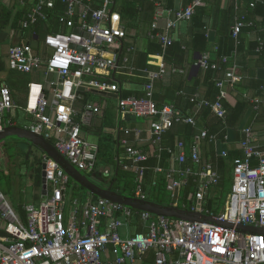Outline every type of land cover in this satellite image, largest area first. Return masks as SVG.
Here are the masks:
<instances>
[{
	"label": "built area",
	"instance_id": "obj_1",
	"mask_svg": "<svg viewBox=\"0 0 264 264\" xmlns=\"http://www.w3.org/2000/svg\"><path fill=\"white\" fill-rule=\"evenodd\" d=\"M57 1L64 6L56 14L58 21L69 28L70 33L47 34L42 40L44 53H37L27 42L13 44L8 49L9 69L31 73L43 68L46 73L55 75V80L50 82V98L44 94L41 83L28 84L23 110L32 116L33 122L26 129L52 140L71 165L96 176L98 150L83 137L82 126L91 123L100 109L91 102L84 104L81 111L74 107L75 101L81 98V89L115 93L119 112H131L149 121L153 144H158L176 122L196 126L193 117L182 116L172 106H156L154 83L161 76L164 64L158 70H143L147 82L141 97H123L117 83L91 76L99 70L106 71L107 77L118 69L137 70L127 57L121 65L119 62L116 65L125 32L120 25V15L112 10L115 0H100L101 6L97 9L91 6L92 0H20L29 4L22 26L26 28L36 20H45L47 10H52ZM202 1L192 0L188 6L175 10L167 18L164 31H158L153 22L148 36L156 38L165 50L173 42L169 31L179 21L190 19ZM256 1L252 0L250 7ZM244 24L245 17L236 19L231 27L234 39L239 37ZM132 50V47L127 48L128 52ZM95 51H108L110 57ZM221 61L225 62L226 58ZM197 65L203 69L217 68V63L210 62L206 55ZM217 86L219 94L210 107L218 118L224 119L226 110L222 101L227 92L223 81ZM15 107L8 86L0 85V130L5 125L3 114ZM196 129L189 148L183 141L176 142V153L166 148L171 155L165 172L170 205L210 215L220 222L264 227V148L252 144L251 129H244L242 156L233 159L232 185L219 214L210 212L205 202L210 188L219 183L220 175L213 163L201 164L198 146L202 139L213 142L216 138L206 129ZM122 145L136 175L133 197L147 199L143 188L146 167L141 164L147 160V154L125 140ZM188 160L191 165L187 164ZM41 165L45 186H51V192L37 206L25 205L24 215L16 211L0 191V264H141L149 251L153 253V264H264V236L242 234L234 227L156 216L91 194L86 202L73 199L66 216L64 190L69 177L47 155L42 156ZM155 171L162 172L163 168L156 167ZM102 175H107V171ZM188 180L192 183L190 190L182 197L180 191ZM133 220L139 221L142 231L122 237V230L130 227ZM108 250L112 259L105 257Z\"/></svg>",
	"mask_w": 264,
	"mask_h": 264
},
{
	"label": "crops",
	"instance_id": "obj_2",
	"mask_svg": "<svg viewBox=\"0 0 264 264\" xmlns=\"http://www.w3.org/2000/svg\"><path fill=\"white\" fill-rule=\"evenodd\" d=\"M3 1L4 6L11 9L12 13L16 11L17 8H20V6L26 5V3H21L20 0H16L17 2L14 0ZM191 1L192 0H154L155 13L152 17V23L156 22L158 31H164L167 24V18L175 10L188 6ZM249 2L250 0H203L200 5L195 7L194 13L190 19L179 21L176 26L169 31L172 40L180 50L179 59L172 57L174 64L179 67L178 69L173 68L168 62L165 63L162 54L150 53L147 56V63L149 65L157 69H159L160 65L164 64L165 66L161 76L154 84L153 98L155 102L161 106H172L179 113L185 114L186 116H191L193 118L196 116L195 127L198 129H206L209 133H212L215 136L216 140L213 142H209L207 139L199 141L198 146L201 164L206 162H219L221 157L225 158L226 156L222 155V152H226L228 155L225 159L228 164L226 173L229 176L230 188L233 179L232 160L236 157L242 156L241 142L245 138L244 129H251V142L253 145L264 148V91L262 90V86H264V37L260 35V38L262 39L258 40V42H263L262 53L256 52L255 49H253L255 41L259 38V33L264 35V30L262 29L260 32H255L253 30L244 32L240 36V41L239 37L234 39L235 44L233 48H231L230 39L232 36L231 27L236 19L242 16L245 17V15L251 11ZM259 20H261V16L258 15L257 21ZM136 26L137 29L131 31L128 40H130L135 47V52L131 54V62L135 61L134 63H141L140 54L150 49V41L144 32L145 25L142 23H136ZM20 36L21 33L17 30H13L10 22L6 26L0 27V85L7 84L9 86L14 82H19L18 79L25 75L33 79L34 82L41 83L44 94L50 98V82L55 80L54 74L46 73L43 68L31 73H20L11 70L8 67V49L13 44L27 42L33 46L37 53L46 52V49L42 44L43 39H35L29 42L27 38ZM7 41H9V44L6 43ZM95 53L103 57H110V52L108 51H95ZM203 55H206L210 62L215 63L218 62V60L221 61V56L228 57L227 69L223 72L214 70L211 72V75H209V72H206L209 69H203L197 65L198 60ZM118 56L120 57V54ZM149 61L153 63L150 64ZM114 74L115 71L110 76ZM93 75H100L108 78V73L102 70L96 71ZM121 77L123 81L120 83V94L124 90L130 92L133 96H142L144 86L143 76L140 77L134 75L133 72L127 71L123 73ZM216 78H218L217 82H224V89L227 92L226 97L223 99V103L230 109L228 122H223L221 120V123L218 122L219 119L214 112L199 113L198 105L194 106L189 101L190 96L194 93H196L195 98L198 99L202 105H205L206 103L203 101H214L219 93V87L217 85L214 86L211 80ZM19 84L20 95L18 98L20 104L14 102L16 107L7 112L12 118L15 117V120L9 118L7 121H10L11 124L9 125L6 121L4 127L20 126L26 129L33 122L32 116L23 110L27 98L28 84L22 85L20 82ZM216 91H218L217 95H215ZM80 95L81 98L74 103V107L77 110L81 111L84 104L88 102L98 105L100 109V112L91 123L86 125V127L84 125L82 126L83 137L86 140L88 136L92 138L90 140L91 143L87 140L88 143L97 147L98 162L105 158L107 162L113 164L112 161L117 159V157L126 155L122 145V140H125L130 146L146 153L147 159L148 157H154L160 162L167 156V161L170 166L171 155L166 148H169L176 153L177 141L185 142L187 148H189L188 146H190L193 141L194 137L192 132H190L191 134L181 132L182 137L177 131H175V127H173L172 129H168L162 135V140L158 144H153L151 141L152 136L149 131V121L144 118H137L131 112H119L117 107V96L114 97L108 95L106 92L87 91L84 89L80 90ZM90 95H99V99L97 101L91 99L89 98ZM20 118L24 120L22 125L17 123V120ZM109 122L111 123L109 124ZM195 127L191 125L190 128L195 132L197 131ZM221 127H224L225 134L223 137H218V135L213 132L220 131L222 129ZM136 130H138V134H136ZM120 131L123 133H120ZM181 137L184 140H182ZM49 141L53 144L52 140ZM2 142H0V144ZM31 146L35 145L32 144ZM101 147L107 148L104 151L105 154H103ZM43 155L46 154L42 152V156ZM1 156L6 159L5 151H3ZM126 157L129 159L127 155ZM118 162L120 163L119 160ZM41 163L42 158L40 160V170L37 169L36 173L33 174L31 198L25 199L23 206L14 202V200L8 199L6 194L0 190L6 199L11 202L9 203L13 205L12 207L16 209V211L17 209H21L23 212V207L25 205H38L43 198L51 192V186L46 187L42 182ZM187 164L191 165L192 163L188 160ZM124 165H126L127 168H123V170L132 173V190L134 196L136 175L132 161L131 164L128 163ZM156 167L161 166H154L152 168L154 172H156ZM166 170H163L164 175ZM96 171L98 172L96 176L86 175L94 180H103L109 185L113 174L117 173V168L114 164L111 168L108 166L100 167V164L98 163ZM104 171H107V175L105 176L102 175V172ZM69 181L72 182L70 178ZM191 184L190 180L186 183L189 187ZM217 185L210 188V192L205 202L206 205L208 198L211 197L213 190ZM77 188L81 189L79 187ZM112 188L114 189L115 187L112 186ZM115 190L119 192V189L115 188ZM67 191L68 184L64 190L66 216H68L69 211L71 210L70 204L73 199L78 198L82 202H86L89 194H91L86 192L85 195H78L76 197L71 194V197L67 199ZM166 192L170 200L169 193L167 190ZM181 192L182 191H180V195ZM228 193H226L225 196L223 209ZM138 222L139 221L137 220H133L130 227L123 229L122 233L124 235H130L142 231L141 228H139L142 226H140ZM105 257L112 259L113 255L108 250Z\"/></svg>",
	"mask_w": 264,
	"mask_h": 264
},
{
	"label": "trees",
	"instance_id": "obj_3",
	"mask_svg": "<svg viewBox=\"0 0 264 264\" xmlns=\"http://www.w3.org/2000/svg\"><path fill=\"white\" fill-rule=\"evenodd\" d=\"M13 1V0H12ZM15 2H17L16 0H14ZM252 0H250L251 2ZM249 2V3H250ZM28 3H26V5L20 6V8H17L16 11H14L12 13V10L9 9L8 7L4 6V1L0 0V27L6 26L9 22L10 25L12 27L13 30H17L19 33H21L20 37H24L27 38V40H29V42H31L32 40L35 39H43L47 34H52V33H57V32H62L65 34H68L71 32V30L67 27H65L64 25H62L59 21H58V17H57V13L61 12L64 8V6L62 5L61 2L57 1L55 3V6L52 10H47L48 16L45 20H36L35 22H33V24H30L28 27L23 28L21 27V22L24 19L25 16V12L28 8ZM94 9H97L101 6V1L100 0H92V5H91ZM250 7V5H249ZM112 10L117 12L120 15V25L123 28L124 32H125V36L123 39H121V43H122V48L120 51V57H119V64H122V60L124 57H127L129 60V64L132 66H134L135 68H137L136 71L133 72L134 75L140 76L144 78V84L147 82V78H146V73L143 70H158L157 68L149 65L147 63L148 60V54L150 53H157V54H162L163 56V61H165V63H170L171 66L173 68L178 69L179 67L176 66L173 62L172 57L179 59L180 58V50L179 47L175 44V42L173 41L172 44L170 46H168L164 51L162 50L161 44L160 42L156 39V38H151L148 36V32L150 31V26L152 23V17L153 14L155 13V6H154V0H115L113 5H112ZM261 16V20L257 21V16ZM136 23H142L145 25V35H147V37L149 38L150 41V49H148L146 52L141 53V63H134L135 61L131 62L132 60V55L135 52V47L133 45V43L128 40L130 37V33L133 29H137ZM261 28V29H260ZM264 30V0H257L254 4L253 7H251V11L245 15V24L243 26V28L241 29V32L239 34V41H240V36L244 33V32H248V31H255V32H260V30ZM260 35L262 37H264V35H262L261 33H259V38H257V40L255 41V45L254 48L256 52L262 53V49H263V42H258L260 38ZM231 39V48H233L235 41L233 36L230 37ZM259 43H261V49L259 50ZM128 47H132V51H127ZM238 48V47H237ZM226 58L225 62L219 61L216 62L217 63V68L215 69H209L206 72H209V75H211V72H213L214 70H218V71H225L227 69V64H228V57L226 56H221L220 58ZM220 59V60H221ZM178 64V63H177ZM128 70L125 69H118L115 71V74L112 76H109L108 79L110 81H113L115 83H117V85H119L120 87V83L123 81L122 80V74L127 72ZM92 77L96 78V79H105V77L100 76V75H91ZM207 78V77H206ZM211 80V79H210ZM218 78L211 80L212 84L215 86L217 85ZM18 81L20 83H22V85L24 84H29L30 82H34L33 79H28L26 80L25 75H23L20 79H18ZM19 82H14L11 85H7L11 95H12V99L15 103L20 104L19 102V98L18 96L20 95V84ZM155 84V83H154ZM121 90V88H120ZM219 91V88H218ZM218 91H216L215 95H217ZM264 91V90H263ZM195 94L190 96L189 101L192 105H198V112L199 113H209V112H213L210 104L213 103L214 101L211 100H207V101H203L206 102L205 105L200 104V101L198 99L195 98ZM219 94V93H218ZM121 95L123 97L125 96H129L132 95L130 92L128 91H122ZM144 94H142L143 96ZM139 97V96H136ZM141 97V96H140ZM187 98V97H186ZM154 100V98H153ZM155 102V100H154ZM157 107H162L161 105H158L157 102H155ZM222 104L226 110V114H225V118L224 119H220L218 118V122L221 123V121L228 122V118H229V112L230 109L225 106V104L222 101ZM197 112V113H198ZM198 113V114H199ZM197 114V115H198ZM182 116H186L185 114H181ZM11 118V120H15V117H11L10 114L8 113H4L3 117H2V122L4 124H6V121ZM196 116H194V119L196 121ZM111 120V119H110ZM221 120V121H220ZM111 122H109L110 124ZM20 127V126H19ZM86 127V126H85ZM173 127H175V131H177V133H179L181 135V132H186V133H190L192 132L193 137L196 135L197 131H193L190 127L191 125L189 124H185L182 122H176L172 125V127L170 129H172ZM222 129L218 132H213L216 133L218 135V137H223L224 136V127H221ZM124 131V129H123ZM212 132V131H211ZM120 133H123L120 131ZM209 133V132H208ZM191 134V133H190ZM212 134V133H209ZM216 135V136H217ZM182 136V135H181ZM183 137V136H182ZM181 137L182 140H184ZM1 145V144H0ZM107 147V145H106ZM106 147H101V150L103 152V154H105V150L107 149ZM228 157V155L226 154L225 158L221 157L220 161H216L213 162V164L215 165L218 174L220 175V181L219 184L215 187V189L213 190V193L211 195V197L208 198L207 200V207L209 208L210 212H212L213 214H219L220 213V209H221V204H220V198L223 196V193H225L226 195V189L229 185V176L227 175V162H226V158ZM100 158V155H99ZM168 157H164L162 159V161L158 162L154 157H148V159L142 163L143 166H146V170L144 172V188H145V192L147 195V198L149 200L155 201L157 203L160 204H170V200L168 198V194L166 192V180H165V175H164V171L160 172V173H156L154 172V170L152 169L154 166H161L163 168V170H166L169 167V162L167 161ZM118 160L120 161V163L118 162ZM233 161V160H232ZM114 166L117 168V173L113 174V177L111 178L110 183L113 181L114 185L113 187L119 189V192L128 196H133V184H132V173L131 172H125L123 170V165L124 164H131V161L126 157V155L123 156H119L117 157V159H115L114 161H112ZM98 158H97V165L96 168L98 166ZM228 176V177H227ZM72 187L71 188H76V185L72 182ZM115 188L113 190H115ZM190 187L188 185H186V187H184L182 189L181 195L182 197H185L187 195V193L189 192ZM74 193H72L73 195ZM17 211L21 214L24 215L21 209H17ZM0 227L1 226V221H0ZM141 264H153V253L151 251L147 252L144 254V257L142 258V262Z\"/></svg>",
	"mask_w": 264,
	"mask_h": 264
},
{
	"label": "water",
	"instance_id": "obj_4",
	"mask_svg": "<svg viewBox=\"0 0 264 264\" xmlns=\"http://www.w3.org/2000/svg\"><path fill=\"white\" fill-rule=\"evenodd\" d=\"M119 59L117 58L116 65ZM105 93V92H104ZM116 97V94L107 93ZM8 137H18L35 145L41 152L52 158L65 174L77 185V187L91 193L94 196L107 199L112 202L126 205L134 210L149 212L156 216L170 217L174 219H182L186 221L208 222L213 224H220L228 228H235L236 232L242 234H260L264 236V227H251L244 225H233L228 222H220L215 220L210 215H204L197 212H191L177 206L160 204L149 199H140L133 196L122 194L113 190V181L107 186L103 187L98 184L96 180L90 178L86 174L76 169L71 165L67 159L59 153L55 146L42 135H39L29 129L19 126H8L0 130V142ZM44 166L42 165V182L45 185ZM107 178V177H106Z\"/></svg>",
	"mask_w": 264,
	"mask_h": 264
},
{
	"label": "rangeland",
	"instance_id": "obj_5",
	"mask_svg": "<svg viewBox=\"0 0 264 264\" xmlns=\"http://www.w3.org/2000/svg\"><path fill=\"white\" fill-rule=\"evenodd\" d=\"M6 43L9 44V41ZM25 77L26 80L31 79L28 76ZM89 98L97 101L99 99V95H90ZM23 122L24 120L22 118L17 120V123L20 125H22ZM91 139L92 138L89 136L87 137V140L90 141ZM31 145L32 144H29L24 139L18 137H8L3 140L0 145V154L2 155L3 151L6 153V159L0 155V190L6 194L8 199L14 200V202L22 206L25 202V199L31 198L30 195L32 190L31 184L33 174H35L36 170L40 168V160L42 158V152L39 151L35 146ZM99 164L100 167L108 166L110 168L113 165L107 162L105 158H103ZM84 173L92 175L86 172H83V174ZM96 181L100 186H108V183L103 180L97 179ZM72 182H68L67 199L71 197L72 193H74L73 195L75 197L78 195H85V190L78 189L77 187L71 188L73 185ZM225 191L226 193L230 191V182ZM225 196V193H223V196L220 198V212L223 211ZM121 235L122 237H125L123 233H121Z\"/></svg>",
	"mask_w": 264,
	"mask_h": 264
}]
</instances>
